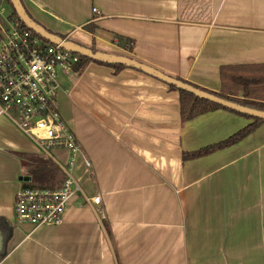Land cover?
Wrapping results in <instances>:
<instances>
[{"label":"crops","instance_id":"obj_1","mask_svg":"<svg viewBox=\"0 0 264 264\" xmlns=\"http://www.w3.org/2000/svg\"><path fill=\"white\" fill-rule=\"evenodd\" d=\"M22 1L52 33L208 92L221 91L222 67L264 65V0ZM59 81V112L92 169L79 159L82 192L62 224L18 223L15 196L29 177L18 154H40L0 118V264H264V123L184 160L251 121L224 109L183 121L179 92L132 68L90 62ZM53 159L61 169L69 154Z\"/></svg>","mask_w":264,"mask_h":264},{"label":"built area","instance_id":"obj_2","mask_svg":"<svg viewBox=\"0 0 264 264\" xmlns=\"http://www.w3.org/2000/svg\"><path fill=\"white\" fill-rule=\"evenodd\" d=\"M5 4L0 0V118H7L28 136L40 155L54 161L56 151L69 154L67 164L61 168L63 186L20 189L14 201L15 218L18 223L36 228L56 226L63 223L70 201L82 192L74 173L79 159L86 169H92V162L57 106L60 74L74 73L81 59L24 27L12 11L5 16ZM93 11L99 14L97 9Z\"/></svg>","mask_w":264,"mask_h":264},{"label":"trees","instance_id":"obj_3","mask_svg":"<svg viewBox=\"0 0 264 264\" xmlns=\"http://www.w3.org/2000/svg\"><path fill=\"white\" fill-rule=\"evenodd\" d=\"M6 3L11 6L9 0H5ZM12 16L19 20L18 15L12 8ZM23 24V23H22ZM24 25V24H23ZM24 27H26L24 25ZM27 28V27H26ZM89 31L94 30V26L87 28ZM62 39H66L63 35H58ZM119 39L118 45L127 51L132 49V41L124 39L123 37H117ZM49 42V41H47ZM94 53H98L93 47L90 48ZM80 63L75 66L74 71L80 73L90 62H95L89 58L80 56ZM99 63V62H96ZM103 64V63H100ZM115 71H120L126 67L122 65H109ZM221 91L219 93L210 94L216 95L219 98L225 99L232 103L238 104L243 107H247L254 110L264 111V65H251V66H235V67H222L221 68ZM180 81V78H177ZM185 82V81H183ZM187 83V82H185ZM189 84V83H188ZM191 85V84H190ZM193 86V85H192ZM172 91L179 92L180 95V113L183 121H190L194 118L205 114L210 111L224 109L232 113L238 114L246 119L250 120L251 123L246 127L242 128L229 138L207 147H204L198 151L192 153H184V160H192L201 157L211 155L212 153L222 150L224 148L233 146L250 136L264 120L253 119L247 115L237 113L235 111L223 108L210 101L196 97L195 95L169 86ZM196 87V86H194ZM198 88V87H196ZM199 89V88H198ZM202 90V89H201ZM205 91V90H203ZM18 157L25 162L28 168V175L30 181L24 183V188L28 189H58L61 188L65 181V175L63 171L49 158L44 155H27L18 154ZM106 226V225H105ZM6 253L0 256V260L5 256Z\"/></svg>","mask_w":264,"mask_h":264},{"label":"water","instance_id":"obj_4","mask_svg":"<svg viewBox=\"0 0 264 264\" xmlns=\"http://www.w3.org/2000/svg\"><path fill=\"white\" fill-rule=\"evenodd\" d=\"M12 4V8L14 12L18 15L19 20L23 23L28 29L35 32L37 35L42 37L43 39L49 41L51 44L61 45L64 49L78 54L82 57L89 58L95 62L107 64V65H122L127 68H132L138 70L142 73H145L151 77L158 79L159 81L169 85L174 86L179 90L187 91L196 97L201 99L210 101L214 104H217L223 108L235 111L237 113L247 115L253 119H261L264 120V111L254 110L247 107L240 106L238 104L232 103L225 99L219 98L216 95L210 94L206 91L198 89L188 83L178 80L172 76L166 75L148 65L140 63L134 59L124 57V56H115L109 55L105 53H94L90 48L82 46L78 43H75L69 39H62L58 34L52 33L43 26H41L38 22H36L26 10L22 0H9ZM23 181L29 182L30 177L22 178ZM3 248V237L0 233V253Z\"/></svg>","mask_w":264,"mask_h":264},{"label":"rangeland","instance_id":"obj_5","mask_svg":"<svg viewBox=\"0 0 264 264\" xmlns=\"http://www.w3.org/2000/svg\"><path fill=\"white\" fill-rule=\"evenodd\" d=\"M11 11H12V8H11V6L8 5L7 12L5 13V16H7V14H9ZM3 24H4V27L7 28V25L5 23H3ZM0 46H1V41H0Z\"/></svg>","mask_w":264,"mask_h":264}]
</instances>
